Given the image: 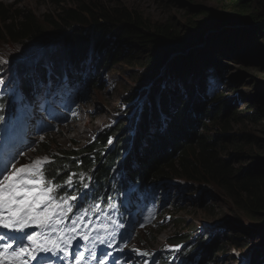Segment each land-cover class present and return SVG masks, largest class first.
<instances>
[{
    "label": "rangeland",
    "instance_id": "rangeland-1",
    "mask_svg": "<svg viewBox=\"0 0 264 264\" xmlns=\"http://www.w3.org/2000/svg\"><path fill=\"white\" fill-rule=\"evenodd\" d=\"M57 1L62 2V6H70L67 4L72 2L70 0ZM74 1H80L86 5L101 3L104 6L107 5L111 9L108 10L111 13L118 11L119 13L127 12L132 16H140L149 23L148 25L152 29H158V24L170 23L178 35L198 37L197 32H190L194 25L199 24L198 29H206V27L214 25L211 20H206V15L203 13L207 12H212L219 19L215 22L219 23L220 30L229 27L232 31L239 30V26H235L238 23L236 17H233L231 13L222 12L221 3L218 0ZM55 4V0H0V5L13 8L7 14L11 15L17 12H20V15L30 14L39 18L42 23H46L47 16L56 19L59 10H56ZM198 7H201L202 11H197ZM185 14L198 15L193 18L184 16ZM1 19L0 14V21ZM115 28L116 37L111 40L112 36L107 35L108 31H95L93 34H89L90 49L86 54V60L81 58L77 62L79 64L77 67L71 65L73 73L86 77L82 81L85 86V88L83 87L84 91L77 88L80 95L75 103V113L70 115L73 120L64 118L61 121L59 118L52 117L56 112L64 113L63 103L59 100L51 108V115L48 116L43 111L46 101L53 98L51 94H48L49 91L53 89V86L61 88L59 86L61 80L52 78V58L62 57L58 53V42L62 40V34L48 30L44 36L27 45L2 42L4 44L0 45V60H6L7 63L0 62V80L3 81L0 83V93L5 95L10 93L13 99L19 98L22 95L20 92L22 82H36L41 77L39 73L43 69L50 76L47 83L39 82L35 87L33 103L36 106L32 118L33 125L27 127V132L23 133L21 126L26 127V125L21 118L16 121L15 136L19 139H26L27 144L15 153L13 170L29 165L37 159L49 158L45 153L44 155L43 152H39L43 143L52 144L53 147L57 146L58 149L63 148L64 150L77 147L82 149L95 142L103 132L109 131L112 127L119 128L121 123H126V128L131 129L128 132V141L130 142V136H135L133 132L135 131L136 118H139L138 106L141 101L146 103L161 102L160 99H155V101L148 99L150 95L157 93L155 88L159 84V88L162 87V82L166 80H169L170 89L178 88L181 93L182 89L179 88V85H182V82L169 78L172 76V71L168 68L169 64L179 59L197 62L188 69L178 71L181 72V75L185 73L187 76L190 75L184 81L187 87L189 85L196 86V75L199 71V75L202 73L209 75V81L215 82L214 91L217 95L222 94L228 99V104H235L230 108L231 111L225 118L228 122V132H226L228 136L248 131L259 133L264 130V121L260 123L261 126H258L247 120L239 122L236 117L245 115V112L254 113L258 109H264V66L255 63L252 55L246 51L247 49L210 48L207 34L213 32H207L202 39L197 40L196 49L179 50L170 55L167 54L168 58L164 61L166 65L156 67L152 71L149 70L154 66L153 59L149 55L150 52L147 50L138 52L136 48L128 46L125 42H118L116 38H119L120 33L125 32L127 27L120 25ZM140 34L146 36V31H141ZM99 40L106 42L107 46H104L97 54V50L93 49ZM263 48L260 46V50ZM235 49L242 50V53L231 52ZM165 57L166 54L162 55L158 61L161 62L160 60ZM125 59L130 61L123 63ZM114 60H116V64L112 65ZM64 61L67 59H63V57L57 60L59 64L56 70L60 73L69 71L68 65ZM108 61L111 62V67L106 69L105 64ZM68 63L70 62L68 61ZM77 68H80L79 72L75 71ZM175 74L178 76V73ZM29 75L31 78L32 76L36 77L32 80ZM148 78L153 81V86L145 88L148 82L144 80ZM91 79H97L99 85L91 86L89 84ZM167 85L168 83L166 88ZM146 93H148V97ZM242 95H250L258 99L256 106L243 100ZM188 102L210 104L209 99L199 100L195 96ZM24 114L25 112L21 111V116ZM158 116L160 129L166 122L163 112H159ZM130 118L133 119L128 121ZM207 124L212 133L222 132L218 127H215L216 125ZM123 138H125V134L120 137V139ZM111 143L112 140L109 141V144ZM37 152L39 153L35 154ZM230 152L224 150L221 157L226 160L231 159ZM24 155L28 159H24ZM236 165L238 168L241 166L239 163ZM165 177L168 189L163 193L158 192L153 197V203L159 209V218L156 223L140 228L141 219L129 217L127 220L133 227L130 236L132 240L129 244L127 242L130 239L120 242L113 253L103 259L101 263V260H97L91 254H85L78 242L64 243L58 235H53L50 240H55L63 251L53 249L48 252H39L37 253L38 259L29 260V263L39 262L42 257H45L47 260L42 261L41 264H116L115 258L120 255L130 257L129 264H180L179 253L184 254L191 242H195V244L201 242L200 250L214 244H217L216 250H219L210 258L214 263L207 262V264H253L255 261L258 264H264V255L257 260L255 253L253 254L254 248L260 250V239L255 232L248 231L246 233L247 230H244L246 228L257 230L260 227L259 223L252 221L246 214L238 210L228 198L212 186L202 183L195 184V182L183 180L181 177L172 180V175H165ZM50 231L51 227H46L43 233L48 234ZM149 234L152 237L148 236ZM176 235H183L188 238V242L173 246L169 240L175 238ZM147 236L152 243H144ZM229 238L236 240V244H239L242 249L230 248L229 244H225L226 239Z\"/></svg>",
    "mask_w": 264,
    "mask_h": 264
},
{
    "label": "trees",
    "instance_id": "trees-1",
    "mask_svg": "<svg viewBox=\"0 0 264 264\" xmlns=\"http://www.w3.org/2000/svg\"><path fill=\"white\" fill-rule=\"evenodd\" d=\"M55 1L54 6L56 10H59L57 17L53 19L47 16L46 23H42L39 18L30 14L20 15V12H17L9 15L8 11L13 8L0 5L2 18L0 45L5 42L27 45L44 36L48 30H53L62 34L63 38L58 42V53L63 59H67L64 61L65 64L79 65L77 62L81 58L85 61L90 49L89 34L95 31H108L107 35L112 36L111 40L116 37L115 27L124 25L127 27L126 31L120 33L119 38L116 39L118 42L123 41L128 46L136 48L138 52L149 51L154 64L149 70L154 71L156 67L166 65L164 61L171 53L196 49L197 40L202 39L207 32H213L207 34L210 48H244L252 55L255 63L264 66V48L260 50V46L264 47V0H218L221 3L222 12L231 13L233 17H236L238 23L235 26H239V30L232 31L231 27L220 30L219 23L215 22L219 19L212 12H207L203 13L206 15V20H211L214 25L206 29H198L199 24H196L193 30H190L191 33L197 32L199 38L193 35H178L170 23L158 24V29H152L140 16L118 11L111 13L108 11L111 9L101 3L86 5L80 1L70 0L72 5L62 6V2ZM196 9L202 11L201 7ZM197 15L185 14L184 16L194 18ZM139 31H146V36ZM104 46H107V43L99 40L95 43L93 50L96 49L98 54ZM238 49L231 52L242 53V50ZM164 54L166 57L159 62V58ZM62 57L52 58L54 79L67 81L72 87L77 84L76 86L84 91L85 86L78 81L79 76L66 74L68 77H63L65 73L56 71L59 64L57 60ZM128 61L130 60L125 59L123 63ZM196 63L195 60L179 59L169 64L168 68L172 71V76L169 78L182 82V85H179L182 91L179 93L178 88L170 89L169 80L163 81L160 88L159 84L155 88L157 93L150 95L148 100L160 99L161 102H145V105H148L140 109L133 132L135 136H130V142L128 132L131 129L126 128V123H121L119 128L112 127L109 131L103 132L95 142L82 149L77 147L64 150L58 149L57 146L53 147L52 144L43 143L42 150L39 149V152L45 153L53 161L47 175L55 185L61 186L59 187L61 192L68 193V185L65 181L72 173H76L81 178L79 189L82 195L93 201L104 199L110 204L109 207L115 210L119 209V201L125 195H129L130 203L135 204L151 192H166L168 185L165 182V175H172V180L181 177L195 184L212 186L228 198L238 210L260 224L257 230L244 229L247 230L246 233L255 232L260 239V250L253 249V254L255 253L258 260L264 255V130L259 133L248 131L228 136L226 134L228 122L225 118L235 104H228V99L224 95H217L214 91L216 84L209 81V75L204 73L199 75L198 71L196 86L187 87L184 81L190 75L187 76L186 73L181 75V72H178ZM115 64L116 60L112 65ZM109 67L111 62L108 61L105 68ZM175 73H178V76ZM39 74L41 76L39 79H45L47 72L43 69ZM29 77L31 78L30 75ZM144 81L153 82L150 78ZM89 84L97 87L99 81L91 79ZM20 91L24 97L16 101L7 96H0V109L7 103V112L10 113L17 107L30 105L33 84L22 82ZM146 95L148 97V93ZM193 96L199 100L209 99L210 104L188 102ZM242 96L243 100L256 106L258 99L250 95ZM148 108H150L149 112ZM142 111H144L143 115H141ZM159 112H163L166 122L160 129ZM236 117L239 122L247 120L261 126L260 123L264 121V109H258L254 113L245 112V115ZM207 123L216 125L215 127L222 132L212 133ZM123 134L125 138L120 139ZM110 140H112L111 144H109ZM224 150L231 151L229 154L231 159L226 160L221 157ZM236 163L241 166L238 168ZM127 179H132L130 181L137 184L138 188L130 189ZM85 184H87L86 188ZM148 236L152 237L151 234ZM148 236L144 243H152ZM169 242L176 246L187 243L188 238L176 235ZM200 243L191 244L188 253L182 255L180 264L214 263L210 258L218 253L217 244L200 250ZM226 243L230 248L242 249L234 239H226ZM253 264L258 263L255 261Z\"/></svg>",
    "mask_w": 264,
    "mask_h": 264
},
{
    "label": "snow or ice",
    "instance_id": "snow-or-ice-1",
    "mask_svg": "<svg viewBox=\"0 0 264 264\" xmlns=\"http://www.w3.org/2000/svg\"><path fill=\"white\" fill-rule=\"evenodd\" d=\"M0 62L7 63L6 60ZM0 83L3 81L0 80ZM52 163L48 157H44L14 170L11 162L3 164L0 170V228L6 231L0 235V264H29V260L38 259V252L53 249L63 251L55 240H50L44 233L39 234L41 242L35 232L27 235L31 248L28 245L16 246V233L24 234L32 226L42 229L51 227L54 218L64 214L63 205L68 204V198L61 197L58 201L53 193L61 186L46 179ZM65 183L71 186L72 177L69 176ZM70 231L74 232L75 228Z\"/></svg>",
    "mask_w": 264,
    "mask_h": 264
},
{
    "label": "bare ground",
    "instance_id": "bare-ground-1",
    "mask_svg": "<svg viewBox=\"0 0 264 264\" xmlns=\"http://www.w3.org/2000/svg\"><path fill=\"white\" fill-rule=\"evenodd\" d=\"M34 77H36V76H32V78H34ZM42 85V84H41ZM41 85H39V86H41ZM77 128V127H76ZM77 130V129H76ZM79 133H80V131H79ZM130 180H132V179H130ZM78 217V216H77ZM33 232H35L36 233V231H35V228L32 226L28 231H25V233L23 234V239H24V241L26 242L27 241V235H29V234H32ZM1 234H4L3 232H2V230H1V228H0V235ZM127 261V260H126Z\"/></svg>",
    "mask_w": 264,
    "mask_h": 264
},
{
    "label": "water",
    "instance_id": "water-1",
    "mask_svg": "<svg viewBox=\"0 0 264 264\" xmlns=\"http://www.w3.org/2000/svg\"><path fill=\"white\" fill-rule=\"evenodd\" d=\"M152 83L153 82H151V83H148L146 86H145V88H150L151 87V85H152ZM148 105V104H147ZM147 105H145V102L144 101H141L140 103H139V106H138V108H139V110L140 109H142V108H144V107H146ZM152 109V108H151ZM149 110H150V108H148V112H149ZM135 113H136V111H135ZM134 114L132 113V116H133Z\"/></svg>",
    "mask_w": 264,
    "mask_h": 264
}]
</instances>
